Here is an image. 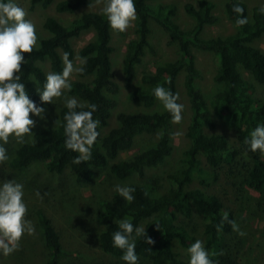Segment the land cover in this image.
Returning <instances> with one entry per match:
<instances>
[{"label": "trees", "instance_id": "trees-1", "mask_svg": "<svg viewBox=\"0 0 264 264\" xmlns=\"http://www.w3.org/2000/svg\"><path fill=\"white\" fill-rule=\"evenodd\" d=\"M54 1L31 0V3L32 7L41 4L46 8ZM95 1L98 0H58L57 11L75 14V18L64 24L58 18L48 16L44 27L50 35L41 39L38 50L24 54L29 60L21 72L31 98L39 102L37 85L30 80L35 79L42 85L47 71H62L64 53H69L72 60L77 56L82 59L80 66L84 71L77 73L80 78L72 81L69 93L81 101L97 105L94 118L100 121L101 135L93 146L92 158L80 164L73 163L78 153L65 148L63 128L47 125L36 130L30 141L19 144L9 159L0 163V180L16 178L23 182L20 174L32 168L45 171L50 177L70 172L74 183L83 187L92 184L104 169L119 179L132 175L144 177L148 169L163 164L174 150V123L163 106L151 109L159 103L152 90L159 84L180 94L179 78L184 74L191 109L186 131L189 147L184 150L176 171L167 174L168 186L160 194L152 195L142 183L130 181L127 185L135 188L132 202H127L117 191L94 202L91 213L98 245L105 254L119 259V264H126L121 260L122 250L112 246V233L118 228L115 221L128 218L145 228L144 235L137 238L139 262L188 264L180 247L187 249L195 241L189 225L199 217L212 258L217 264H235L236 248L231 237L234 230L227 222L223 223L220 231L217 225L221 224L225 212L236 223L237 217L211 187L224 174L240 175L242 185L260 197L259 206L264 203V155L248 150L244 144V139L256 124L264 123V98L255 94V83L264 84V50L254 44L255 39L264 35V14L260 12L263 6L253 5L249 16L246 3L240 2L245 8L248 23L237 26V14L232 11L237 0H228L225 11L236 31L225 36L204 38V28L220 20L214 0L185 3L186 11L194 18L189 29L181 28L174 19L177 10L174 4H160L155 9L150 5L151 0H136L135 36L128 42L123 67L126 86L132 88L137 67L143 62L146 50H154L150 41L151 19L166 29L170 42H178L181 56L142 74L141 85L131 91L129 98L146 109L128 111L117 110L116 95L120 85L115 80L112 61L115 50L112 39L116 31L110 28L100 11L80 12ZM87 30L94 31V39L76 51L72 39ZM194 48L211 52L216 57L212 79L221 88L210 99L198 84V80L205 79L206 75L199 66ZM45 62L50 65L49 69ZM66 111L62 106L59 113L61 121ZM215 115L231 119L239 133L236 144L215 131L218 126ZM114 118L117 124L111 127ZM154 133H159L157 141L139 148L127 158H121L122 153L134 147L138 137ZM33 183V186L25 187L27 192L31 196L42 195V198L40 201L32 198L28 218L37 223L44 238L48 257L42 264H62L69 257L55 218L56 199L45 192L48 187ZM148 237L152 243H147ZM0 264L19 263L12 255H0Z\"/></svg>", "mask_w": 264, "mask_h": 264}, {"label": "rangeland", "instance_id": "rangeland-1", "mask_svg": "<svg viewBox=\"0 0 264 264\" xmlns=\"http://www.w3.org/2000/svg\"><path fill=\"white\" fill-rule=\"evenodd\" d=\"M57 1L58 0H55L51 5L45 8L41 4L32 7L31 0H20L21 5L28 13V18L32 19L37 25L41 39L50 35L49 31L44 27V22L48 16H54L64 24H69L72 19L75 18V14L57 11ZM214 1L216 2L215 11L219 15L220 20L217 24L207 25L204 28L202 32L204 38L219 35L225 36L236 31V26L228 18L225 11V3L228 0ZM186 2L197 4L198 0H151L150 5L156 9L160 4H174L177 8L174 19L181 28L189 29L194 24V18L186 11L184 6ZM239 2L246 3L249 16H251L253 5L260 4L264 7V0H239ZM103 3L104 0L95 1L92 5L83 7L80 12L87 10L100 11L103 7ZM135 22L136 20L132 22V26L125 31L124 35L113 32L112 42L115 47L112 54L113 71L115 80L120 85V91L116 95L118 100L117 110H145L146 108L142 104L134 102L129 98L131 91L135 87L141 85L142 74L145 71L155 70V66L158 64L175 60L181 56L178 42H170V36L166 29L155 19H151L150 41L154 50L150 48L146 50L143 62L137 67V76L132 88L127 87L125 84L123 67L128 42L135 36ZM94 37V31L87 30L79 37L73 38L72 44L76 51H78L86 43L94 39ZM254 44L264 50V35L255 39ZM193 52L200 61L199 66L201 70L206 75L205 79L198 80V84L204 88L206 96L210 99V97L221 88V86L212 79L216 69V57L211 52H203L195 48ZM73 61L78 65L82 63V59L79 56L75 57ZM45 64L49 69L50 65L47 62H45ZM246 76L250 78L247 72ZM79 78L77 73H73L71 76L72 81ZM179 88L181 103L185 105V109L182 121L179 124H174L173 153L163 164L148 169L144 177L132 175L126 179H119L114 177L109 170L104 169L98 173L99 176H97L92 184L83 187L74 183V177L70 172H66L60 177H50L46 175L45 171L32 168L20 174L25 187L29 184L33 186V182H35L37 186L48 187L49 189L45 192H49L56 199L55 218L58 220L57 225L63 236L64 247L69 257L66 260L64 259L61 262L62 264H110L112 262L119 264V259L105 254L98 245V239L96 237L97 229L95 228V222L92 219L91 213L94 202L100 198L111 196L112 192L116 191L115 185H127L130 181L142 183L152 195L160 194L168 186L167 174L176 171L184 150L190 145V140L186 135V131L191 109L189 97L184 86V74H181L179 78ZM255 94L260 98H264V84L255 83ZM68 95L74 96L70 93H68ZM62 106L63 102L60 99H57L56 105L51 103L45 105L47 108L46 115L48 116L47 125H54V121L59 118L58 114ZM161 107L162 104L159 102L158 105L151 109ZM215 117L218 122L215 131L226 135L231 143L236 144L239 133L233 126L231 119L219 118L217 115H215ZM36 119L38 123L33 129L34 132L44 127L45 124V122L39 120V118ZM116 124L117 121L114 118L111 127ZM158 138L159 133L144 134L138 137L134 147L122 153L121 158L129 157L139 148L152 144L157 141ZM18 145L19 144L16 143L15 140L10 139L8 144L9 157ZM211 189L222 197L228 208L234 211L237 217V224L240 230L245 233V235L241 236L237 231H234L231 235L236 248V257L234 258L235 264H264V203L261 207L259 206L258 200L260 197H256L253 191L242 185L240 175H233L231 173L224 174L222 179L214 184ZM29 194L30 193L27 192L25 188V199L28 202V206L32 204V198L37 201H40L42 198V195L34 194L31 196ZM32 222L36 228L35 234L30 236L25 235L21 240L19 250L11 254L19 264H42L48 257L42 232L39 226H37V223H35L34 220H32ZM201 224V218L196 217L190 222L189 227L196 239L199 238L206 242L203 225ZM180 250L184 257L189 259L187 249L180 247ZM139 264L152 263L142 260Z\"/></svg>", "mask_w": 264, "mask_h": 264}, {"label": "clouds", "instance_id": "clouds-1", "mask_svg": "<svg viewBox=\"0 0 264 264\" xmlns=\"http://www.w3.org/2000/svg\"><path fill=\"white\" fill-rule=\"evenodd\" d=\"M232 11L237 14V26L248 23V17L244 15L245 8L239 0L233 4ZM100 12L106 17L112 30L122 33L137 19L136 0H104ZM260 12L264 14V7L260 8ZM40 43L37 25L28 18L20 0H0V162L9 159L10 139L18 144L32 139L33 129L38 123L36 118L44 121V127H47L45 105H56L57 99L62 100L67 111L62 121L59 118L54 121V126L63 128L65 148L78 153L73 158V163L87 162L92 158L93 146L101 135L100 121L94 118L97 105L68 95L72 90V74L83 72L84 68L74 63L69 58V53H64L62 71H47L42 85L35 79L30 80L37 85V102L31 98L21 72L23 65H28L29 60L24 54L38 50ZM152 91L155 99L170 114L171 122L179 124L185 109V105L180 102L179 92H173L159 84ZM244 144L248 150L259 151L264 155V123L256 124L244 139ZM115 190L129 203L135 199V188L132 186L117 184ZM28 213L24 183L16 178L0 180V255L6 257L13 254L19 250L25 235L35 234L36 228L28 218ZM224 222L230 224L239 235H245L227 212L224 213L221 224L217 225L218 231L222 229ZM115 223L118 228L112 233V246L122 250L121 260L126 264H139L137 238L144 235L145 228L128 218ZM147 243H152L150 237ZM187 253L188 264H217L212 258L213 253L202 239H195L187 248Z\"/></svg>", "mask_w": 264, "mask_h": 264}]
</instances>
